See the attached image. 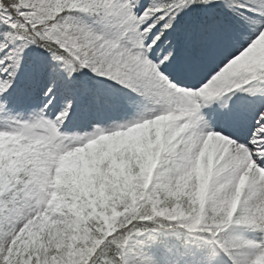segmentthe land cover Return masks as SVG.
I'll use <instances>...</instances> for the list:
<instances>
[{
  "label": "snow or ice",
  "instance_id": "1",
  "mask_svg": "<svg viewBox=\"0 0 264 264\" xmlns=\"http://www.w3.org/2000/svg\"><path fill=\"white\" fill-rule=\"evenodd\" d=\"M0 264H264V0H0Z\"/></svg>",
  "mask_w": 264,
  "mask_h": 264
},
{
  "label": "rangeland",
  "instance_id": "2",
  "mask_svg": "<svg viewBox=\"0 0 264 264\" xmlns=\"http://www.w3.org/2000/svg\"><path fill=\"white\" fill-rule=\"evenodd\" d=\"M157 251L162 253L163 250H162V249H159V250H157Z\"/></svg>",
  "mask_w": 264,
  "mask_h": 264
}]
</instances>
